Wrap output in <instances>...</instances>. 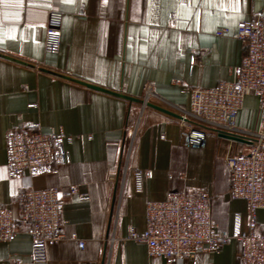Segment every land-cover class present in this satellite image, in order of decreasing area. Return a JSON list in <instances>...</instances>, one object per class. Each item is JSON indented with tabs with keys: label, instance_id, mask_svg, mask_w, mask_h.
Returning <instances> with one entry per match:
<instances>
[{
	"label": "crops",
	"instance_id": "crops-1",
	"mask_svg": "<svg viewBox=\"0 0 264 264\" xmlns=\"http://www.w3.org/2000/svg\"><path fill=\"white\" fill-rule=\"evenodd\" d=\"M263 9L264 0H0V208L11 210L15 230L0 242V264H33L18 202L29 188L60 191L64 238L48 246L45 264H240L238 243L172 261L150 257L144 245L125 239L130 228L144 231L147 202L198 189L210 197L217 231L231 233L236 215L239 229L247 230L246 203L229 196L225 157L249 144L210 132L191 145L180 119L142 109L140 99L150 85L162 101L155 105L178 116L188 111L185 88L229 81L245 53L241 41L217 33H234ZM51 24L60 33L53 55L44 53ZM257 116L258 101L247 96L235 125L253 130ZM10 131L70 137L69 163L10 178ZM190 138L196 141L197 133ZM255 218L264 234V211Z\"/></svg>",
	"mask_w": 264,
	"mask_h": 264
},
{
	"label": "built area",
	"instance_id": "built-area-1",
	"mask_svg": "<svg viewBox=\"0 0 264 264\" xmlns=\"http://www.w3.org/2000/svg\"><path fill=\"white\" fill-rule=\"evenodd\" d=\"M219 36L231 35L241 41L245 53L239 66L231 70V79L210 89H188L189 109L180 114L186 140L201 145L207 133H224L244 139L245 152L227 155L230 173L229 196L247 205V230L236 226L231 233L217 231L211 218L210 197L198 189L191 195L169 194L161 201H149L145 207V229L130 228L125 240L144 245L148 256L176 261L193 258L202 251L213 252L230 243L240 245V264H264V234L256 230V212L264 211V9L250 21L239 22L234 33L223 29ZM60 48V33L54 24L46 30L44 53L53 55ZM247 96L258 101L256 128L240 129L237 113ZM142 109L148 103H162L150 85L140 99ZM161 107V106H160ZM171 111L172 107L162 106ZM136 127L129 129L127 154ZM197 133L196 141L190 136ZM71 140L60 133L10 131L6 136L8 176L20 180L51 171L55 164L69 163L65 143ZM142 174L150 177V171ZM73 192V190H71ZM59 189L23 190L19 194L21 220L29 225L31 261L45 264L47 248L63 240L59 223ZM15 234L12 212L0 208V242ZM83 247V243H78Z\"/></svg>",
	"mask_w": 264,
	"mask_h": 264
},
{
	"label": "water",
	"instance_id": "water-1",
	"mask_svg": "<svg viewBox=\"0 0 264 264\" xmlns=\"http://www.w3.org/2000/svg\"><path fill=\"white\" fill-rule=\"evenodd\" d=\"M7 59H9V60H13V59H10V58H7ZM13 61L20 63L19 61H16V60H13ZM81 84L86 85L87 87H89V88H91V89H95V90H97V91H101V92H105V93L113 94V95H116V96H119V97L125 98V99H127V100H130L128 97H125V96H122V95H119V94H115V93H111V92H109V91H106V90L100 89V88H98V87H94V86L87 85V84H84V83H81ZM146 107L152 108V109H154V110H156V111L162 112V113H164V114H167V115H169V116H172V117H175V118H178V119L181 118L180 116L175 115V114H173L172 112H170V111H168V110H166V109H164V108H162V107H160V106H158V105H154V104L148 103V104L146 105ZM218 135H220V136H222V137H225V138H228V139H231V140H234V141H237V142H245L244 139H242V138H240V137H237V136H232V135L224 134V133H218Z\"/></svg>",
	"mask_w": 264,
	"mask_h": 264
}]
</instances>
